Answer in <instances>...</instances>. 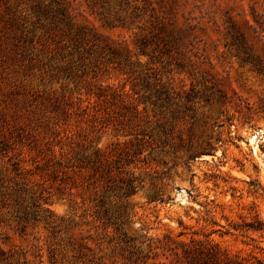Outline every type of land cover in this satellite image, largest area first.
<instances>
[{"label": "rangeland", "instance_id": "374dc122", "mask_svg": "<svg viewBox=\"0 0 264 264\" xmlns=\"http://www.w3.org/2000/svg\"><path fill=\"white\" fill-rule=\"evenodd\" d=\"M255 215L264 0H0V264L123 239L264 264Z\"/></svg>", "mask_w": 264, "mask_h": 264}, {"label": "trees", "instance_id": "16d2710c", "mask_svg": "<svg viewBox=\"0 0 264 264\" xmlns=\"http://www.w3.org/2000/svg\"><path fill=\"white\" fill-rule=\"evenodd\" d=\"M264 233V220L256 215L243 227ZM236 228H240L238 225ZM182 234V232L180 233ZM125 245L119 251L115 264H262L222 252L209 240H190L187 243L151 245L148 241L135 244L131 239L122 240Z\"/></svg>", "mask_w": 264, "mask_h": 264}]
</instances>
